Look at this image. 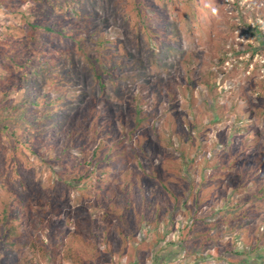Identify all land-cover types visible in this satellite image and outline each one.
<instances>
[{"label": "trees", "instance_id": "16d2710c", "mask_svg": "<svg viewBox=\"0 0 264 264\" xmlns=\"http://www.w3.org/2000/svg\"><path fill=\"white\" fill-rule=\"evenodd\" d=\"M74 1L62 0L58 9L48 15H40V11L26 16L22 12L19 26L0 29V93L3 92L0 95V148L2 139H5L8 145L21 147L35 156L33 163L24 153L18 157H0V264H36V259H42L46 264H82L78 257L80 253L88 254L93 264H146L149 250L154 247H159V251L167 250L178 240H181L180 249H183L180 254L184 258L182 262L188 259L187 264L190 260L197 263L203 259V252L210 254L212 251L220 259L219 252L241 256L247 249V254L262 251L258 264H264V145L261 143L264 136H256L257 132L250 126L241 134L239 127L238 135H234L239 138L237 141H234L235 137L227 140L225 135L223 141L207 145L203 141L202 122L198 126L192 119L197 116L203 121V114H193L178 125L175 122L178 121L177 112L169 114L162 123V126H168L167 134L153 126L160 102L157 99L156 103L148 104L147 97L157 89V83L148 80L138 84L151 91L139 96L135 102L110 103L93 97L82 105L77 88L67 91L69 70L57 67L58 61L66 58V51L54 49L47 54L41 50L36 54L19 51L7 41L12 39L15 42L17 26L18 30L27 33L28 40L35 47L44 45L50 49L46 36L71 41L87 62L96 88L104 91L107 78L114 83L116 70L122 67L120 61L130 55L115 53L112 50L117 49L114 41L103 48L104 54L91 53L84 43L87 38L79 33L81 24L74 22L82 14ZM182 1L192 5L194 0ZM13 2L40 4L46 0H0V10L12 12L9 5ZM125 4L130 6L139 23L143 20L145 8L151 7V3L145 0H126ZM62 9L69 10V14L60 11ZM206 10L211 12L209 7L198 9L194 6L186 15L188 13L189 19L203 28L210 21L205 15L209 12ZM155 13L160 19L156 9ZM163 22H153V27H148L145 32L149 38L161 43V48L176 47L179 33L173 29L172 23L162 26ZM73 31L78 34L75 38ZM149 50V58L156 62L159 58L157 51ZM174 52L175 49L171 51ZM115 60L118 66L113 63ZM135 65L127 60L123 63L124 70ZM159 67L161 69V65ZM27 70H32V80L15 75L22 72L25 76ZM177 70L173 69L172 73ZM171 82V79L161 81L168 101L174 96ZM15 88L22 92L16 101H12L9 95L18 92ZM157 92L161 94L158 89ZM144 98L148 102L140 104ZM152 107L156 109L154 114L144 111L152 110ZM249 114H253L252 111ZM126 115H131L129 122L124 117ZM88 123V133H85ZM106 124L112 125L113 133L106 130ZM174 136L181 145L178 149L180 157L166 152L171 148L166 138ZM256 146L258 150H255ZM212 149L214 155L208 151ZM159 150L162 153L156 160ZM83 152L85 154L81 155ZM26 164L45 165L46 170L56 169V177L61 181L53 179L48 187L45 184L40 186L34 170ZM148 165L150 169H146ZM233 169L236 171L232 172ZM227 176L238 178V186L242 187L262 181L261 188L249 196L256 202L243 207L240 201L238 204L233 201L229 206L232 216H217L209 221L215 213L203 217V205L209 200L224 198L228 186H231L230 180L218 189L211 183L216 179L220 184ZM84 180H88L85 186L80 184ZM73 183H79L81 196L89 198V202H85L87 206L82 208L80 205L76 211L63 208V195L61 199L58 190L59 186L70 188ZM17 189H21V193H17ZM51 191L54 193L48 199L46 192L51 194ZM104 201L106 203L102 206ZM84 210H92L93 217L88 213L85 218ZM65 217L71 219L78 232L88 231L89 236L99 225L103 233L87 249L65 246ZM179 217L190 222L176 227ZM47 222L52 224L49 226L50 242L45 244L36 236V230L41 223ZM223 224L226 231L237 232V238L243 243L240 250L225 241L226 234L221 230ZM55 227L60 228L57 233ZM260 227L263 233H258ZM31 233L34 238H29Z\"/></svg>", "mask_w": 264, "mask_h": 264}, {"label": "rangeland", "instance_id": "374dc122", "mask_svg": "<svg viewBox=\"0 0 264 264\" xmlns=\"http://www.w3.org/2000/svg\"><path fill=\"white\" fill-rule=\"evenodd\" d=\"M145 1H149L151 7L145 8L143 20L140 23L137 22L138 18L129 9L130 6L125 4L126 0L74 1L77 9L82 12L79 20H74V22L77 25L81 24L79 33L87 38L84 43L91 53L95 55L104 54L105 49L103 48L110 46V41H114L117 44V49H112L116 51L115 53L130 55L129 58L120 61L122 67L117 68L114 83L107 78L104 91L96 88V84L91 80L88 64L81 53L78 52L74 43L64 38L60 39L58 36H52V39L46 36L50 49L47 46L44 47V45L39 48L35 47L31 40H28L27 33L18 30L22 12L26 16H30V14L35 12L39 13L40 11V15H48L54 9H58V5L62 4V0H46V2H43L44 4L13 2L9 5L13 10L12 12L6 13L0 10V29L5 26L18 25L14 34L15 42L12 39L7 41L19 51H33L36 54L41 53V50L47 52V54L54 52V49L66 51V58H61L57 67L69 70L67 91H73V89L77 88L81 94L79 102L82 105L89 102L93 97L105 99L110 103L123 102L129 104L131 101L135 102L139 99V96L151 91L138 84V82L148 80L152 84L153 82L157 83L155 88L161 92L159 95L157 89L155 91L152 90L150 96L147 97L150 101L148 104L156 103L157 99L160 102L159 111L155 114L157 116L155 123L152 124L167 134L169 133L168 126L166 124L162 126V123L169 114L177 112L179 113L176 114L178 121L175 122L178 125L183 119H189L193 114H203V121L197 116H192V119L196 121L198 126L202 122L203 134H205L203 135V141L207 145L223 141L225 135L227 140L235 137L234 141H237L239 139L236 137L237 133H239L237 131L239 127L241 134L244 133L245 127L250 126L257 132L256 136L259 138L263 137L264 47H262V43H264V0H194L192 5L182 0ZM194 6L198 9L203 7L211 8V12L206 10L209 12L205 15L210 19V21L206 22V27L200 28L197 23L189 19L188 13L186 15V12L192 11ZM155 9L159 12L160 19H157ZM60 11L65 14L70 12L63 9ZM83 17H89V19L87 20ZM162 20L164 21L162 26L170 22L173 25V29L179 33L177 43H175L176 47L171 49L161 48L162 44L156 42V39L149 38L145 32L148 27H153V22ZM139 24L141 27H139ZM72 35L75 38L78 34L73 31ZM26 40L28 41L26 42ZM101 45L102 48H100ZM149 48L155 52L157 51L159 58L156 59V62L149 58ZM174 49L175 52L171 53ZM112 50L109 53H112ZM152 53L154 54V52ZM126 60L137 65L124 70L123 63ZM115 62L116 60L113 63ZM159 65H161V69ZM115 66L118 65L115 63ZM173 69L179 70L172 73ZM158 73H160V77ZM15 75L18 78L28 77L32 80L33 74L32 70H27L25 76L22 72H17ZM169 79L172 80L170 84L172 85L171 89L174 90V96L172 95L173 97L170 101H168V95L164 91V83H161V81L164 82V80ZM35 88L39 90L37 87ZM16 90L18 92L9 95V97H12V101H16L18 95L22 92V90ZM2 91H5V88ZM144 99L142 102L140 101V104L148 102L146 98ZM169 102L172 104L169 105ZM152 110L144 111L154 114L156 109L152 107ZM241 111L243 112L241 113ZM251 111L253 114L248 115ZM124 117L128 119V122L131 120V115ZM100 122H103V120ZM111 126L106 124V130L113 133ZM88 128L89 123L86 125L85 133H88ZM118 128L119 124L116 126V129ZM98 136L101 138L102 134L100 133ZM93 139L96 140V138ZM166 139H168L171 147L166 152H172L174 156L180 157L178 149L181 148V145L177 138L174 136L172 139H169V137ZM261 143L264 145V139ZM254 148L258 150L257 146ZM213 150L208 151L214 155ZM23 153L28 157L29 162L32 161L31 163H33L35 161V156L29 151H24L21 147L16 148L13 145H8L6 140L2 139L0 157H18L19 155L22 156ZM161 153L160 150L157 151L156 160L161 156ZM84 154L83 152L81 155ZM209 157L211 158L210 153ZM80 158V160H83L82 157ZM20 165L23 166L24 164ZM26 167L34 170L33 172L37 175L36 179L40 186L45 184L48 187L50 180L57 179L56 169L48 168L46 170L45 165L39 166L36 164H26ZM146 167V169H150L149 165ZM237 167H235L236 170L238 169ZM115 178H118V175ZM57 180L61 181V179ZM229 180L231 186H228V191L223 196L224 198L209 200L207 204L203 205V217L210 213H215L214 217H209V221L214 220L217 216L220 218L224 215L225 217L232 216L229 206L232 205L233 201H237V204L240 201L243 207H247L251 202H256L253 197L249 196L261 188L262 181H259L258 184L253 183L242 187L241 185L238 186V178L234 179V177L227 176L220 184H218L216 179L211 184L212 186L216 184L215 187L218 189L217 187L224 186V183ZM86 182L88 180H84L80 184L85 186ZM77 184L79 183H73L70 188L66 189L63 186L61 188L59 186V195L61 199L63 195L62 202L65 210H68L69 207L71 210L76 211L80 205H83L82 208H84L87 206L85 202H89V198L85 197V195L81 196V186ZM17 193H21V189H17ZM53 193L54 191H51V194L46 192L47 198L50 199ZM246 198H248L247 202L245 201ZM105 203L104 201L102 206ZM180 209L182 210V206ZM101 210L103 212L104 208ZM84 212L85 218L88 217V213L93 217L92 210L89 212L84 210ZM198 215L199 213L195 217H199ZM34 218L36 219V217ZM63 221L65 223V240L63 242L65 246L72 245L75 249L83 246L87 249L91 243L97 242L99 236L103 233L102 229L97 225L92 234L88 236V231L78 232L74 228L71 219L65 217ZM176 221V227L190 222L189 219L180 217ZM51 224L52 222L41 223L40 228L36 230V236L45 244L50 242L49 226ZM59 229V227H55V233ZM221 230L226 234L224 236L225 241H230L232 247L235 246L240 250L239 247L243 243L237 238V232H232L228 229L226 231L224 224ZM261 231L262 227H260L258 233H263ZM252 233L253 230L251 231ZM29 238H34V235L32 233L29 234ZM79 238L82 240H79ZM179 241L181 240H178L174 246L167 250L159 251V247L149 250L146 255V264H183L189 261L185 259L182 262L184 258H181L180 254L183 249H180L181 244ZM245 251L246 254L241 256L219 252L220 254L217 256L220 259H217L212 251L210 254L203 252V259L198 260L197 263H194V260H190L189 264H258L262 257V251L256 250L249 254H247L248 249ZM78 257L82 264H93V260L86 253H80ZM36 264L46 263L42 259H36ZM61 264L68 263L61 262Z\"/></svg>", "mask_w": 264, "mask_h": 264}]
</instances>
